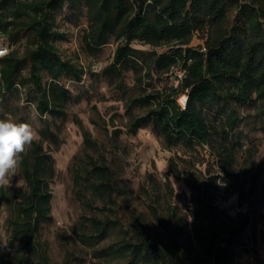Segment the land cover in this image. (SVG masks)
Returning <instances> with one entry per match:
<instances>
[{"label": "trees", "instance_id": "1", "mask_svg": "<svg viewBox=\"0 0 264 264\" xmlns=\"http://www.w3.org/2000/svg\"><path fill=\"white\" fill-rule=\"evenodd\" d=\"M65 3L71 17L87 21L82 42L88 54H99L112 40L118 43L110 70L116 77L127 69L138 74L143 53L135 43L171 51L154 55L155 71L164 76L181 69L183 79L178 87L132 100L128 133L136 135L151 126L167 150L181 146L193 156L200 155L199 148L209 149L223 174L197 176L173 159L169 174L184 180L190 190V212L172 204L163 209L160 186L153 179L151 192H146L148 212H132L125 224L118 200L126 198L130 188L118 180L92 134L76 120L84 151L74 165V192L83 210L73 233L75 243L107 264H237L242 253H250L251 218L247 213L231 216L217 198L224 189L240 194L243 187L235 169L236 146L230 145L240 123L232 105L260 104L264 114V0H0V34L12 47L23 44L25 49L23 56L13 50L0 59V101L28 83L41 116L66 118L71 98L60 80L81 81L84 72L64 61L55 45L62 34L54 28L53 15ZM232 9L238 11L234 21ZM197 35L204 46L191 47ZM183 95L188 96L185 110L178 104ZM217 105H222L221 113L228 110L219 124L208 115ZM137 106L147 108V114L133 118ZM46 140L59 148V138L47 128L42 140L22 154L19 167L25 186L11 192L8 223L10 243L17 250L0 264H51L40 237L42 225L52 218L51 183L56 177L54 160L43 147ZM218 180L228 188L220 187ZM5 193L2 187L0 205ZM78 261L76 252L68 250L63 264Z\"/></svg>", "mask_w": 264, "mask_h": 264}, {"label": "rangeland", "instance_id": "2", "mask_svg": "<svg viewBox=\"0 0 264 264\" xmlns=\"http://www.w3.org/2000/svg\"><path fill=\"white\" fill-rule=\"evenodd\" d=\"M237 14L236 9L230 11L232 21ZM53 18L55 30L62 34V38L55 42L62 59L84 72L81 81L73 77L60 80L71 98L66 107V118L41 116L30 91L31 85L27 83L17 91L6 94L5 99L0 101V119L29 123L38 133L36 141L42 140V133L47 128L59 138L58 149L47 140L43 143L44 150L51 155L56 169V177L51 183L52 218L42 225L40 233L51 264H63L68 250L75 251L78 255L79 261L75 264H107L95 259L92 251L82 248L74 239V229L83 215L82 206L75 196L73 181L76 158L81 157L84 151L83 133L75 123L76 120L92 134L99 152L107 158L108 165L115 171L118 180L128 184L130 188L128 196L118 200L119 216L125 224L129 223L132 212H148L150 201L146 192H151L153 179L160 186L163 209L167 208V204H172L186 213L190 212V190L184 180L179 181L169 174L173 159L182 170L197 176L202 173L207 178L209 172L219 177H223V174L219 172L217 158L210 155L209 149L199 148L200 155L193 156L186 154L181 146L167 150L151 126L144 127L136 135L128 133L132 117L127 114V107L132 100L149 95L154 90L177 86L181 69L164 76H159L155 71L154 55L170 54L168 48L154 49L138 43L133 44L135 49L143 53L138 74H135L134 69H127L122 77H116L110 70L114 63L117 42L112 40L99 54H88L82 42L88 25L85 17H71L69 5L65 3ZM201 45L204 46V41L197 35L191 47ZM0 47L7 48L8 54L17 50L19 56H23L25 52L23 44L12 47L1 34ZM23 74L25 78H29L27 71ZM149 74L151 75L148 76ZM47 81L48 78L45 77L44 83ZM221 106L208 109V115L217 124L228 112L221 113ZM232 109L237 111L240 123L232 133L230 145L236 146L235 169L240 175L241 186L243 184L241 193H244L232 194L224 189L218 195L217 204L233 217L238 213H247L251 218L250 253H242L236 263L264 264V114L260 110V104H233ZM147 112V108L137 106L133 109L132 116L143 117ZM116 131L120 134L116 135ZM168 178L173 193L167 187ZM219 182L223 181L218 180V185L222 187ZM24 186L20 167L10 177L7 186H0V189H6L0 205V260L6 256L13 258L16 254L17 245L10 243L8 225L13 208L11 192Z\"/></svg>", "mask_w": 264, "mask_h": 264}, {"label": "clouds", "instance_id": "3", "mask_svg": "<svg viewBox=\"0 0 264 264\" xmlns=\"http://www.w3.org/2000/svg\"><path fill=\"white\" fill-rule=\"evenodd\" d=\"M38 138L29 123L0 119V186H7L15 174L28 147ZM222 187L226 184L219 182Z\"/></svg>", "mask_w": 264, "mask_h": 264}, {"label": "built area", "instance_id": "4", "mask_svg": "<svg viewBox=\"0 0 264 264\" xmlns=\"http://www.w3.org/2000/svg\"><path fill=\"white\" fill-rule=\"evenodd\" d=\"M8 55V49L7 48H3V47H0V59L4 58L5 56ZM184 77V72H181L180 75H178V78H177V86L179 85L180 81L183 79ZM187 102H188V96L187 95H183L179 98L178 100V104L180 105V107L185 110L186 107H187Z\"/></svg>", "mask_w": 264, "mask_h": 264}]
</instances>
